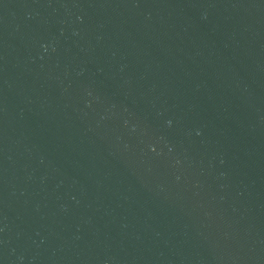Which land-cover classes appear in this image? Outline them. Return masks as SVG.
Segmentation results:
<instances>
[{
	"label": "water",
	"instance_id": "95a60500",
	"mask_svg": "<svg viewBox=\"0 0 264 264\" xmlns=\"http://www.w3.org/2000/svg\"><path fill=\"white\" fill-rule=\"evenodd\" d=\"M0 264H264V0H0Z\"/></svg>",
	"mask_w": 264,
	"mask_h": 264
}]
</instances>
